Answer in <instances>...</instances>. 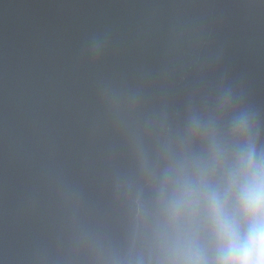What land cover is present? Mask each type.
Here are the masks:
<instances>
[{"label":"clouds","instance_id":"obj_1","mask_svg":"<svg viewBox=\"0 0 264 264\" xmlns=\"http://www.w3.org/2000/svg\"><path fill=\"white\" fill-rule=\"evenodd\" d=\"M145 39L128 43L145 48ZM117 40L89 36L95 127L109 138L114 223L60 193L59 233L29 258L51 264H264V124L218 77L190 32L167 36L154 66L107 70ZM117 156L121 163H117Z\"/></svg>","mask_w":264,"mask_h":264},{"label":"water","instance_id":"obj_2","mask_svg":"<svg viewBox=\"0 0 264 264\" xmlns=\"http://www.w3.org/2000/svg\"><path fill=\"white\" fill-rule=\"evenodd\" d=\"M105 30L117 40L109 71L154 66L173 32L199 37L264 124V0H0V264H51L29 257L59 233L67 186L114 223L110 141L95 127V70L80 57Z\"/></svg>","mask_w":264,"mask_h":264}]
</instances>
